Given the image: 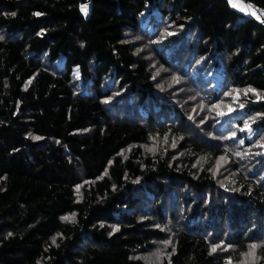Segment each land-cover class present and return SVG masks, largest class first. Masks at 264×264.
<instances>
[{"label": "trees", "instance_id": "trees-1", "mask_svg": "<svg viewBox=\"0 0 264 264\" xmlns=\"http://www.w3.org/2000/svg\"><path fill=\"white\" fill-rule=\"evenodd\" d=\"M0 264H264V26L0 0Z\"/></svg>", "mask_w": 264, "mask_h": 264}, {"label": "built area", "instance_id": "built-area-1", "mask_svg": "<svg viewBox=\"0 0 264 264\" xmlns=\"http://www.w3.org/2000/svg\"><path fill=\"white\" fill-rule=\"evenodd\" d=\"M248 6L251 9V16L255 18L259 22V24L264 26V10L254 5L248 4Z\"/></svg>", "mask_w": 264, "mask_h": 264}, {"label": "rangeland", "instance_id": "rangeland-1", "mask_svg": "<svg viewBox=\"0 0 264 264\" xmlns=\"http://www.w3.org/2000/svg\"><path fill=\"white\" fill-rule=\"evenodd\" d=\"M230 3L235 8H238V9L242 10L246 15H251V13H250L251 9L248 6V4L241 3L239 0H230ZM178 94L183 95L182 93H178Z\"/></svg>", "mask_w": 264, "mask_h": 264}, {"label": "crops", "instance_id": "crops-1", "mask_svg": "<svg viewBox=\"0 0 264 264\" xmlns=\"http://www.w3.org/2000/svg\"><path fill=\"white\" fill-rule=\"evenodd\" d=\"M240 2H241V0H239ZM241 3H243V2H241ZM238 11H241V12H243L242 10H240V9H238V8H236Z\"/></svg>", "mask_w": 264, "mask_h": 264}, {"label": "snow or ice", "instance_id": "snow-or-ice-1", "mask_svg": "<svg viewBox=\"0 0 264 264\" xmlns=\"http://www.w3.org/2000/svg\"><path fill=\"white\" fill-rule=\"evenodd\" d=\"M252 247L255 248V245H253ZM213 251H215V249H213Z\"/></svg>", "mask_w": 264, "mask_h": 264}]
</instances>
